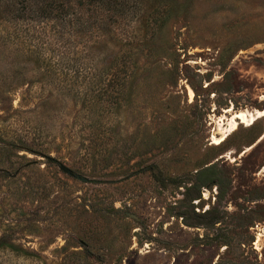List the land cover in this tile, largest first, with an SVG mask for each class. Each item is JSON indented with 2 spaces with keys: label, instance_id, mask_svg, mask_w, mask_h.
I'll return each instance as SVG.
<instances>
[{
  "label": "rangeland",
  "instance_id": "obj_1",
  "mask_svg": "<svg viewBox=\"0 0 264 264\" xmlns=\"http://www.w3.org/2000/svg\"><path fill=\"white\" fill-rule=\"evenodd\" d=\"M143 2L142 55L0 12V237L41 259L0 264H264V114L213 143L264 109V0ZM122 51L120 108H85Z\"/></svg>",
  "mask_w": 264,
  "mask_h": 264
},
{
  "label": "trees",
  "instance_id": "obj_2",
  "mask_svg": "<svg viewBox=\"0 0 264 264\" xmlns=\"http://www.w3.org/2000/svg\"><path fill=\"white\" fill-rule=\"evenodd\" d=\"M142 2L143 0H0V12L5 15H11L16 20L22 18L30 19L39 33H42L41 30L47 26L49 28L52 27L54 31L58 32L56 35L58 38H63L66 32L75 36L80 33L81 38L87 37V39L84 38L85 45L95 33L110 31L118 27L126 28L132 24L136 26L134 30L142 31V36L137 39L134 36V42L129 36H122L123 38L117 36V38L123 46L128 47L130 50L133 47L135 50L137 48L139 50L138 53L142 55L149 49L144 38V32L146 33V29L149 26L150 15L155 14L150 8L144 7ZM83 34L84 36H82ZM127 55L126 52L122 51L121 55H114L112 57L115 58L114 60L104 64L99 71L100 75L102 77H112L116 81L115 85L110 89H107V86L101 87L95 95L85 100V108L90 109L96 106L101 108L100 106L104 105V103L109 110L114 107L120 108L122 101L125 99L127 83H129L128 77L120 74V72L122 69L127 72L126 65L128 64L125 61L120 62L116 58H127ZM86 56L89 58V53H86ZM104 143L106 142L102 141L97 146H95V143L94 151H106V147L103 146L105 145ZM34 144L37 146L41 145L37 142H34ZM22 147L25 151H34L30 147ZM86 147L93 149L92 144H88ZM99 147H102L103 150ZM0 150L6 149L0 147ZM41 150L42 148L39 147L37 151L41 152ZM98 155L104 156V154ZM46 161L48 164L56 163L50 156H47ZM208 170H210V167H206L199 174ZM197 179L200 180L198 177ZM0 252H8L18 258L41 261L37 253L15 244L7 237H0ZM42 264L46 263L42 262Z\"/></svg>",
  "mask_w": 264,
  "mask_h": 264
},
{
  "label": "bare ground",
  "instance_id": "obj_3",
  "mask_svg": "<svg viewBox=\"0 0 264 264\" xmlns=\"http://www.w3.org/2000/svg\"><path fill=\"white\" fill-rule=\"evenodd\" d=\"M229 110V109H227ZM226 110V112H227ZM264 114V109L263 110H254V111H245V110H240V111H235L231 115L230 119V124H231V129H226L224 127V131L221 134L220 137H214L213 143H218L220 142L227 134L228 131L234 130L237 123H245V124H251L253 120H255L257 117L262 116ZM219 129V128H218Z\"/></svg>",
  "mask_w": 264,
  "mask_h": 264
},
{
  "label": "water",
  "instance_id": "obj_4",
  "mask_svg": "<svg viewBox=\"0 0 264 264\" xmlns=\"http://www.w3.org/2000/svg\"><path fill=\"white\" fill-rule=\"evenodd\" d=\"M58 167H59L62 171H64V172H66V173L72 175V171H71V169H70L68 166H66L65 164H63L62 162L58 161ZM80 178H81L82 180H84V181H89V182H98V181H100V180H97V179H86V178H83V177H80Z\"/></svg>",
  "mask_w": 264,
  "mask_h": 264
}]
</instances>
